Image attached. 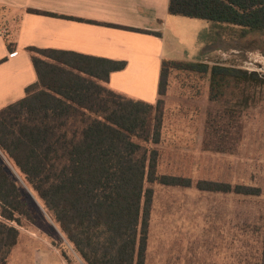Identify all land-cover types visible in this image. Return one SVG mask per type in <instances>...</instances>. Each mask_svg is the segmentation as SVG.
<instances>
[{"label": "trees", "instance_id": "16d2710c", "mask_svg": "<svg viewBox=\"0 0 264 264\" xmlns=\"http://www.w3.org/2000/svg\"><path fill=\"white\" fill-rule=\"evenodd\" d=\"M169 14L213 23L232 37L264 34V0H170ZM28 51L38 82L26 89L24 98L0 110V264H10L19 243L20 231L12 223L34 220L2 157L19 172L83 264H146L153 185H193L185 177L159 174L160 154L153 147L161 142L172 73L208 78L209 99L219 108L207 122L204 149L219 153L235 147L238 107L248 104V98L233 103L229 97L264 88V75L164 59L158 100L151 104L108 87L111 73L125 69V61ZM196 188L262 195L258 187L206 180ZM261 244L259 264H264V221ZM67 251L64 257L75 263Z\"/></svg>", "mask_w": 264, "mask_h": 264}, {"label": "rangeland", "instance_id": "374dc122", "mask_svg": "<svg viewBox=\"0 0 264 264\" xmlns=\"http://www.w3.org/2000/svg\"><path fill=\"white\" fill-rule=\"evenodd\" d=\"M165 33L166 59L222 64L264 75V34L232 37L213 23L178 18ZM209 80L173 72L165 97L159 174L192 180L191 188L153 185L154 201L146 264H259L264 221V88L229 98L247 99L236 121L237 140L224 153L204 149L207 122L217 104L209 99ZM246 105V103H245ZM1 156V152H0ZM21 188L33 221L12 223L20 231L10 264H83L66 237L24 182L2 157ZM200 180L258 187L262 195L202 192ZM38 254V256L36 255Z\"/></svg>", "mask_w": 264, "mask_h": 264}, {"label": "crops", "instance_id": "0c3cea01", "mask_svg": "<svg viewBox=\"0 0 264 264\" xmlns=\"http://www.w3.org/2000/svg\"><path fill=\"white\" fill-rule=\"evenodd\" d=\"M169 3L170 0H0V110L24 98L26 89L38 82L29 48L125 61V69L111 73L108 87L155 104L161 63L167 60L165 33L183 22L169 14Z\"/></svg>", "mask_w": 264, "mask_h": 264}]
</instances>
